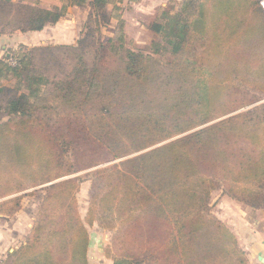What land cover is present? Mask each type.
Wrapping results in <instances>:
<instances>
[{
	"label": "trees",
	"instance_id": "1",
	"mask_svg": "<svg viewBox=\"0 0 264 264\" xmlns=\"http://www.w3.org/2000/svg\"><path fill=\"white\" fill-rule=\"evenodd\" d=\"M38 1L0 0V34L41 31L67 7L85 8L88 24L117 27L90 59L80 40L59 45L73 54L70 68L50 45L0 56V215L15 216L23 197L38 194L32 227L4 262L90 264L96 227L110 234L111 264H250L209 203L222 190L264 209V101L253 104L264 95L258 1L169 0L146 23L158 37L146 52L123 44L122 0H64L55 10ZM155 55L172 60L159 68ZM106 58L117 71L102 67ZM197 70L209 81L195 80ZM93 167L87 179L73 175Z\"/></svg>",
	"mask_w": 264,
	"mask_h": 264
},
{
	"label": "rangeland",
	"instance_id": "2",
	"mask_svg": "<svg viewBox=\"0 0 264 264\" xmlns=\"http://www.w3.org/2000/svg\"><path fill=\"white\" fill-rule=\"evenodd\" d=\"M35 1V0H34ZM158 0H122L121 2L117 3V6H119V13L122 17L123 24H122V33L124 35L123 44L125 47L131 48V49H138L142 50L144 52L150 50L151 42L153 40H157L158 37L154 36L150 31L146 28V23H148L151 19H153L157 8L159 7ZM212 0H207V5L209 6L211 4ZM39 6L43 7L44 9H60V7L63 5L64 0H39L38 1ZM170 4H166V6H169ZM170 7V6H169ZM67 14L64 15L61 20H59L54 25L46 26L43 30L38 32H16L12 31L9 32L8 30H4L5 32L0 34V56L5 53L9 54L8 51H12L19 46H45L50 45L54 50H48L50 52L53 51L54 54H56L57 59L64 60L61 61L60 66L62 63H64L62 66L70 68V66L73 63L72 55H69L68 53H61L63 49H59V45H67L68 47L75 46L77 41L80 40L82 43L80 45H83V47L80 48V51L83 53V56L87 59H90L91 55L97 52L98 44H105L106 39L109 36H113V32L116 26V21H114L109 26L105 27L101 20L96 22H91L88 24L86 22L87 20V10L84 8H78V7H67ZM113 6L108 5L107 10H112ZM94 21V20H93ZM101 22V23H100ZM113 34V35H112ZM8 50V51H7ZM61 50V51H60ZM72 52L73 50H69ZM78 51V49H77ZM79 51V52H80ZM75 52V51H73ZM62 56H67L66 58ZM156 60L160 61L159 68L162 65L166 66V62L168 60H172L169 56H161L158 57L155 55L154 57ZM9 60L13 61V57H9ZM103 66L105 69H115V65H112L109 58H106L103 62ZM167 67V66H166ZM116 71L118 69H115ZM107 71V72H108ZM194 78L196 80L197 77H199L200 80H203L204 83L209 81V75L205 73H200L195 71ZM102 75L107 78L109 77V74H104L102 72ZM240 85L242 82H238ZM174 85V83L172 84ZM151 86V85H150ZM151 88V87H147ZM153 90L148 89V92L145 94V97L147 100H153L155 101L158 98V93H153ZM249 94L253 93L251 90L247 91ZM105 96V95H102ZM257 98V99H256ZM255 100L253 101V104H257L264 101V95L262 93H257L255 95ZM106 164L99 165V167L105 166ZM97 167L89 168L83 171L78 172L77 174L73 175H80V178L89 177L84 175V173H87L88 171L95 169ZM71 175V176H73ZM48 184V183H47ZM46 184L35 186L31 189H26L24 191H21L17 193L18 195L24 194L32 189H40ZM90 189V182L88 180L82 182L81 189L79 191L78 197H79V205L81 210L84 212V209L86 208V202H87V194ZM222 190L217 191L209 205L211 207V210L215 214H219L224 216L228 220L232 221H241V217H243L240 230H241V237L240 241L238 243L240 248L244 250L246 257L250 264H263L258 262L256 259V255L250 250V248H247L246 242L252 241L255 243V245H258V242L261 241V239H264V212H261V217L259 218L260 210H255L249 207L244 202H241L239 200L233 199L227 195L222 194ZM38 194L36 196H25L21 199L20 202V208L17 210V213L15 216H2L0 220L2 225V230L5 232H2V236L0 235V241L2 242V247H0V250L5 249V243H8V241H11V245L13 246V241H16L14 244L15 248L25 240L27 234L30 231V228L32 227V221L35 218V212L37 210L38 205ZM8 198V197H6ZM246 209V210H243ZM264 211V209H262ZM259 218V219H258ZM259 220L256 224H253V221ZM255 229V230H254ZM243 230V231H242ZM252 230L257 231L258 240H252L250 239L253 235L250 233ZM13 231H17L14 233ZM92 233H94L95 240L92 242L91 247L89 248V263L90 264H111V259L107 258L104 254V250L106 247V244L108 242V238L110 234L107 231L99 230L96 227H93L90 229ZM252 232L256 234L255 232ZM243 236H245V240L243 239ZM248 239V240H247ZM257 242V243H256ZM17 245V246H16ZM13 246V247H14ZM7 250V249H5ZM4 251V250H3ZM2 259L0 264H6L5 258L6 254L5 251L2 253ZM91 261V262H90ZM4 262V263H3Z\"/></svg>",
	"mask_w": 264,
	"mask_h": 264
},
{
	"label": "crops",
	"instance_id": "3",
	"mask_svg": "<svg viewBox=\"0 0 264 264\" xmlns=\"http://www.w3.org/2000/svg\"><path fill=\"white\" fill-rule=\"evenodd\" d=\"M159 2H158V4H159V6H165L166 4H167V2L169 1V0H158ZM256 1H258V0H256ZM260 10H262L261 8H260ZM263 12H264V10H262ZM35 32H38V31H35ZM29 33V32H28ZM32 33H34V32H32ZM243 210H246V209H243ZM257 211V210H256ZM261 212L263 213L264 211L261 209L260 211H259V214H260V216H259V218L261 217ZM218 216L228 225V227L234 232V234L236 235V237H237V240H238V242L240 241V238H239V236L241 235V230H240V224H241V222H242V219H243V217H241V221H239V219H237V221H232V220H228V219H226L224 216H222V215H219L218 214ZM1 217H2V215H0V220H1ZM258 218V219H259ZM259 220H255V221H253V224H256L257 222H258ZM255 230V229H254ZM254 230H252V232L254 231ZM243 231V230H242ZM2 232H5V231H3L2 230V225H1V222H0V235L2 236ZM14 233H16L17 231H13ZM250 233L251 235H253L250 239H252V240H255V241H257L258 240V235L257 234H259L257 231H254L256 234H254V233ZM241 237V236H240ZM243 239H244V241H246L245 240V236H243ZM248 240V239H247ZM16 243V241H13V246H14V244ZM257 243V242H256ZM240 245H242L241 243H239ZM246 244H247V248L249 249L250 248V250L253 252V250L252 249H254V253H255V255H256V259H257V261L258 262H260V263H262L263 261H260L259 259H258V255L260 254L263 258H264V239H261V241L260 242H258V245H255V243L254 242H252V241H247L246 242ZM12 245H11V241L9 240L8 241V243H5V249H7V250H5V249H3L4 251H5V254H7V252H11V251H13V249L15 248V246L13 247ZM17 246V245H16ZM0 247H2V242L0 241ZM2 249L0 250V262H1V259H2V253L4 252ZM91 262V261H90ZM263 264H264V262H263Z\"/></svg>",
	"mask_w": 264,
	"mask_h": 264
},
{
	"label": "built area",
	"instance_id": "4",
	"mask_svg": "<svg viewBox=\"0 0 264 264\" xmlns=\"http://www.w3.org/2000/svg\"><path fill=\"white\" fill-rule=\"evenodd\" d=\"M259 7L264 10V0H258Z\"/></svg>",
	"mask_w": 264,
	"mask_h": 264
},
{
	"label": "water",
	"instance_id": "5",
	"mask_svg": "<svg viewBox=\"0 0 264 264\" xmlns=\"http://www.w3.org/2000/svg\"><path fill=\"white\" fill-rule=\"evenodd\" d=\"M258 259L264 262V258L260 254L258 255Z\"/></svg>",
	"mask_w": 264,
	"mask_h": 264
}]
</instances>
